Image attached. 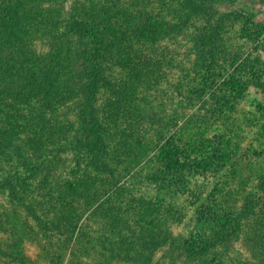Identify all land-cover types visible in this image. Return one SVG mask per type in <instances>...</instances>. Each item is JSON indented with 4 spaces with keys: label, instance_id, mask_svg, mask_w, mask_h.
<instances>
[{
    "label": "trees",
    "instance_id": "obj_1",
    "mask_svg": "<svg viewBox=\"0 0 264 264\" xmlns=\"http://www.w3.org/2000/svg\"><path fill=\"white\" fill-rule=\"evenodd\" d=\"M63 1L0 0V113L10 128L7 138L15 136L17 131L29 130L24 139L25 147L36 157V163L47 169L57 166L51 156L58 160V155L65 152L66 148L74 149L80 157L84 154L90 156L91 162L105 161L107 143L117 137L123 146L131 148L126 150V159H129L131 167V162L134 165L158 163V168L163 172L173 170L185 175L207 170L206 158H198L197 155L202 157L207 154V160H215L218 153L214 149L209 154L210 139L205 135L203 112L200 114L198 111L187 117L159 145L157 153L149 158L147 156L153 146L152 142L146 140L147 146L142 149L140 142L134 147L128 141L134 136L130 130H136L135 125L150 116L148 112L151 108L146 110L139 105L140 88L161 85L167 81V68L182 66L186 60L177 39L171 42L158 41L169 29L166 21L148 12L149 7L143 5L145 2L142 0L121 4H111L106 0H85L75 5L77 12L74 15H69L63 9ZM192 3L189 6L191 8L204 7L203 2ZM39 40L49 41L52 48L46 53L37 50L36 43ZM213 48L212 52H208L205 69L216 74L229 67V57L221 47L217 49L215 45ZM252 62L254 69L255 64L264 63V56L257 55ZM114 70L119 77V85L113 83ZM102 82L113 91L101 97L103 100L97 104L99 85ZM248 83L238 75L236 68L225 84L234 85L233 91L236 92L248 90ZM263 83L258 79L253 82L261 94H264ZM71 106L78 108L73 119H55L57 109H69ZM106 138H109L107 143ZM218 148L221 155L219 158L224 164L231 158L232 145L226 141L224 146ZM235 149H238L237 145ZM191 154H195L192 161L188 159ZM2 155L3 151L0 155V173L9 172L12 160L5 157L1 159ZM63 171L60 169V176ZM39 174L40 166L35 165L26 175ZM56 175L58 177L54 178L58 179L59 174ZM15 176L16 173L1 176L0 192L7 191L17 196L18 187L25 182V178L22 177L24 175ZM45 178L47 182L54 179L48 174L43 178L44 181ZM84 184L86 187V183L75 179L69 184L59 185V195L54 198L56 202L47 197L53 195V188L45 185L42 187L46 188L40 195L43 199L42 207L49 209L51 215L59 216L61 224L44 223L49 233L54 234L56 231L60 236L55 245L58 257L61 258L69 248L72 257L76 254L78 256V252H83V243L86 241L89 247L101 244L103 249H99L100 253L105 250L110 253V258L119 257L122 253L129 260L149 264L150 255L165 243L167 232L164 234L162 231L165 226L163 216L151 215L149 212L154 213L156 209L151 208L150 201L144 198L141 201L135 199L121 207L118 192L115 198L103 189L89 193L88 188H82ZM227 188L225 190L223 185L217 190L221 205H224L223 202L225 205L229 203L228 200L239 192L233 190L231 185ZM229 189L233 190L232 195ZM81 199L85 200L83 205ZM47 203L49 206H45ZM81 206L88 211L89 218L95 216L106 223L103 231L101 228L100 233L94 235L93 231L96 230L82 222L77 227L83 216ZM261 215L262 219L259 217ZM146 216H155V220L151 217L148 220ZM244 216L243 212L232 217L219 215L218 229L208 240L184 244L188 256L205 254L212 246L230 240L234 229H240V218ZM255 216L250 222L246 219L245 223L248 248L255 256L256 264H264V211ZM25 218L24 215L16 216L14 213L10 216L7 214L4 219L0 218V221L8 219L14 228L20 225L7 251H21L24 240L43 245L41 234L35 232L33 225L26 222ZM141 223L138 229L147 228L141 239L113 236L116 233L129 235L133 224ZM157 226L161 230H157ZM71 263L84 262L74 258Z\"/></svg>",
    "mask_w": 264,
    "mask_h": 264
},
{
    "label": "rangeland",
    "instance_id": "obj_2",
    "mask_svg": "<svg viewBox=\"0 0 264 264\" xmlns=\"http://www.w3.org/2000/svg\"><path fill=\"white\" fill-rule=\"evenodd\" d=\"M82 1L85 0H64L62 6L69 15H74L77 12L75 5ZM106 1L121 4L136 0ZM142 1L145 2L143 5L149 7L148 12L166 21L169 27L158 41L171 42L177 39L186 60L182 66H169L167 81L161 85L140 88L139 105L146 110L150 107V116L143 119L142 123H137L136 130H130L134 132V136L132 141H128L133 146L140 142L142 149L147 146L146 140L152 142L153 146L147 156L149 158L157 153L159 145L187 117L199 111L205 116V135L210 139L209 154L217 149L218 155L215 160H207V154H201L202 157L197 155L198 158H206L208 169L187 175L182 172L175 173L173 170L163 172L158 168V163L134 165L131 162V167L129 159H126V150L131 148L123 146L116 137L110 140L106 138V143L108 140L109 142L105 161L91 162L90 156L84 154L80 157L74 149L66 148L65 152L58 155V160L51 156L58 168L54 169L57 167L54 166L53 169H47L36 163V157L25 147L24 139L29 130L18 132L13 128L17 131L15 136L7 138L10 128L0 113V155L1 151L4 153L1 159L5 157L12 160L10 171L1 172L0 178L11 173H16L15 177L24 175L22 177L25 178V182L18 187L17 196L7 191L0 192V218L4 219L7 214L10 216L13 213L16 216L24 215L27 218L25 221L33 225V229L41 234L43 240L42 246L24 240L21 251L9 252L7 250L11 248L15 231H19L20 225L14 228L8 219L1 220L0 264H72L74 258L83 261V264H143L139 260H129L121 252L115 258H110V253L105 250L100 253L99 249L103 248L97 240L100 245L92 247L86 246L88 242L84 241L85 248H82V254L78 252V256L76 254L72 257L69 248L61 258L58 257L59 252L55 245L60 236L56 231L54 234L49 233V228L44 223L55 222L61 225L59 216L51 215L49 209L42 207L44 205L40 195L46 189L42 188L43 185L51 187L54 193L47 197L56 202L54 198L59 195V185L69 184L75 179L86 183V187L84 184L82 188H88L89 193L103 189L115 198L118 192L120 197L117 198H121V207L135 199L141 201L144 198L150 201L151 208L156 211L149 213L163 216L165 226L162 231L167 234L165 243L150 255L149 264H256L257 260L248 248L245 223L246 219L250 222L256 217L255 214L264 211V94L258 92L253 85L255 79L264 82V63L255 64L254 69L252 66L257 55L264 56V0ZM192 2H203L204 7L191 8L189 6L193 5ZM215 45L217 49L221 47L226 52L229 67L221 71L223 73L219 71L212 74L206 71L205 63L208 52H212ZM52 46L47 40L36 43L37 50L45 53ZM256 67H260L259 70L256 71ZM236 68L238 75L249 82L248 90L235 92L234 85L225 84L232 70ZM112 78L115 81L113 83L119 85L116 70ZM104 85L105 82L99 85L97 104L103 100L101 97H106L113 91ZM71 107L57 109L55 119H73L78 108ZM226 141L231 143L233 153L223 164L219 158L221 155L218 147L224 146ZM236 145L238 149H235ZM194 155L191 154L188 159L192 161ZM35 165L40 166L41 174L27 177L26 174ZM59 168L64 170L61 176ZM47 174L51 178L59 174V178L51 179L50 182L45 178L44 181ZM198 184L200 185L197 186ZM223 185L225 190L231 185L233 190L239 191L226 205L224 202L221 205L217 191ZM232 189L228 190L231 195ZM83 199L80 200L82 205L85 202ZM45 206H49L48 203ZM81 209L83 216L77 227L81 222L87 223L96 230L93 231L94 235L100 233L101 228L104 230L106 223L102 219L95 216L89 218L88 211L82 206ZM242 212L245 216L240 218L241 227L239 230L234 229L230 240L212 246L205 254L188 256L184 244L208 240L218 229L219 215L232 217ZM150 217L152 218L146 216L148 220ZM259 217L262 219L263 215ZM142 224H133L129 235L116 233L113 236L120 239L123 236L126 239H141L147 232L145 227L138 229L137 226ZM157 230L161 228L157 226Z\"/></svg>",
    "mask_w": 264,
    "mask_h": 264
}]
</instances>
